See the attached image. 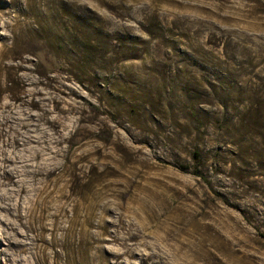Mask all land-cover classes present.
Here are the masks:
<instances>
[{
	"label": "rangeland",
	"instance_id": "obj_1",
	"mask_svg": "<svg viewBox=\"0 0 264 264\" xmlns=\"http://www.w3.org/2000/svg\"><path fill=\"white\" fill-rule=\"evenodd\" d=\"M55 13L64 28L88 15L105 38L104 69L78 39L64 53L94 104L105 90V115L78 123L105 264H264V0H0V102L14 116L39 113L16 94L57 95L54 53L27 43ZM5 245L0 264H29Z\"/></svg>",
	"mask_w": 264,
	"mask_h": 264
},
{
	"label": "bare ground",
	"instance_id": "obj_2",
	"mask_svg": "<svg viewBox=\"0 0 264 264\" xmlns=\"http://www.w3.org/2000/svg\"><path fill=\"white\" fill-rule=\"evenodd\" d=\"M60 16L41 15L44 24L30 29L27 42L54 53L49 65L54 74L48 83L57 95L37 100L31 91L16 94L14 101L39 112L24 118L13 115L12 101L0 102V236L6 243L4 252L29 255V264H105V206L101 195L86 189L94 166L83 148L89 133L78 124L89 115H105V90L98 94L102 103L94 104L83 93L93 91L86 83L88 76L75 71L64 56L67 44L78 39L92 54V68L104 69L105 38L92 29L88 15L85 28H64ZM62 73L81 89L61 82ZM95 211L100 212L97 224Z\"/></svg>",
	"mask_w": 264,
	"mask_h": 264
},
{
	"label": "trees",
	"instance_id": "obj_3",
	"mask_svg": "<svg viewBox=\"0 0 264 264\" xmlns=\"http://www.w3.org/2000/svg\"><path fill=\"white\" fill-rule=\"evenodd\" d=\"M200 158H201L200 153L195 152V153H194V159H195V161L200 162ZM196 173H198V172L196 171Z\"/></svg>",
	"mask_w": 264,
	"mask_h": 264
}]
</instances>
